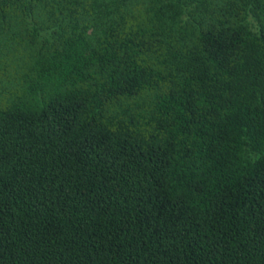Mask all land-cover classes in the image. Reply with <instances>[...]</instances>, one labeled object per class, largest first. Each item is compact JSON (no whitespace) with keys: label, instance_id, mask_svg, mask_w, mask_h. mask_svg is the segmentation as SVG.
Returning a JSON list of instances; mask_svg holds the SVG:
<instances>
[{"label":"trees","instance_id":"16d2710c","mask_svg":"<svg viewBox=\"0 0 264 264\" xmlns=\"http://www.w3.org/2000/svg\"><path fill=\"white\" fill-rule=\"evenodd\" d=\"M0 264H264V0H0Z\"/></svg>","mask_w":264,"mask_h":264}]
</instances>
